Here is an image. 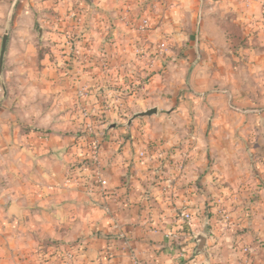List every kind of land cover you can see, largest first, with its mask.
Segmentation results:
<instances>
[{
  "label": "crops",
  "instance_id": "obj_1",
  "mask_svg": "<svg viewBox=\"0 0 264 264\" xmlns=\"http://www.w3.org/2000/svg\"><path fill=\"white\" fill-rule=\"evenodd\" d=\"M5 35L0 264H264V0H0Z\"/></svg>",
  "mask_w": 264,
  "mask_h": 264
},
{
  "label": "built area",
  "instance_id": "obj_2",
  "mask_svg": "<svg viewBox=\"0 0 264 264\" xmlns=\"http://www.w3.org/2000/svg\"><path fill=\"white\" fill-rule=\"evenodd\" d=\"M150 28H151L150 18H149V17H145V18L142 20V24L140 25L139 29H140L142 32H146V31H148ZM145 55H146L147 58L151 59V60H150V63H151V64H154V63L157 61V59H160V57H161V53L158 54V58L155 56V54L150 53V52H146ZM156 55H157V54H156ZM79 95H80L81 97H85V96H86V92L83 91V90H81V91L79 92ZM117 100H118V98H116V101H117ZM111 104H112V103H109V104H108V108L111 107ZM98 151H99V143H98V141L95 139L94 141H92V143H91V147H90V152H91L90 157H91V159H88V160H90V161H86L85 164H83V165L81 166V169L84 171V173L87 172V171H88V168H89L91 165H93V164L95 163V162H94L95 160H97V157H98ZM182 156L185 157V154L183 153ZM75 174H76V172L71 171V170H69V171L67 172V182H68V183H71L72 179L75 178ZM180 217H181V221H182L183 223L188 224V223L191 222L193 216H192V213H191V212H189V211H183V212L180 213ZM223 217H224V221H223L222 224H223L224 227H227V226L229 225V221H230V220H229V219H230L229 213H225V212H224ZM224 227H223V228H224Z\"/></svg>",
  "mask_w": 264,
  "mask_h": 264
},
{
  "label": "water",
  "instance_id": "obj_3",
  "mask_svg": "<svg viewBox=\"0 0 264 264\" xmlns=\"http://www.w3.org/2000/svg\"><path fill=\"white\" fill-rule=\"evenodd\" d=\"M7 39H8V37H7V35H5L3 38L2 51H1V57H0L1 64L3 63V59H4V54H5V50H6V46H7ZM156 112H157V109L152 108V109H149L145 112L139 113L138 115L139 116L152 115ZM195 241L197 243L196 253L197 254H205L206 253L205 252L206 251V243H207L206 236H204L203 234H197L195 236Z\"/></svg>",
  "mask_w": 264,
  "mask_h": 264
},
{
  "label": "trees",
  "instance_id": "obj_4",
  "mask_svg": "<svg viewBox=\"0 0 264 264\" xmlns=\"http://www.w3.org/2000/svg\"><path fill=\"white\" fill-rule=\"evenodd\" d=\"M227 31H230L233 37H235L237 40V43L241 40L243 34L241 28L235 24V23H227L223 25ZM245 39V38H244ZM246 40V39H245ZM244 44V42H242Z\"/></svg>",
  "mask_w": 264,
  "mask_h": 264
},
{
  "label": "rangeland",
  "instance_id": "obj_5",
  "mask_svg": "<svg viewBox=\"0 0 264 264\" xmlns=\"http://www.w3.org/2000/svg\"><path fill=\"white\" fill-rule=\"evenodd\" d=\"M226 19V18H225ZM41 50H44V47H43V49H41ZM110 108V107H109ZM219 213H220V221H221V223H223V221H224V217H223V214H224V211H219ZM230 220V219H229Z\"/></svg>",
  "mask_w": 264,
  "mask_h": 264
}]
</instances>
